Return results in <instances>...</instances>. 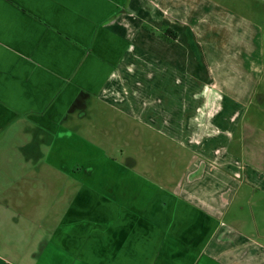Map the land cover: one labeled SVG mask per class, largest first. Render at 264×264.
<instances>
[{
	"label": "crops",
	"instance_id": "crops-1",
	"mask_svg": "<svg viewBox=\"0 0 264 264\" xmlns=\"http://www.w3.org/2000/svg\"><path fill=\"white\" fill-rule=\"evenodd\" d=\"M176 1L0 0V231L29 232L17 217L45 204L36 264H250L253 235L224 221L234 176L215 171L232 167L215 145L252 83ZM100 120L136 135L146 120L209 167L151 179L82 134L106 137Z\"/></svg>",
	"mask_w": 264,
	"mask_h": 264
},
{
	"label": "rangeland",
	"instance_id": "rangeland-1",
	"mask_svg": "<svg viewBox=\"0 0 264 264\" xmlns=\"http://www.w3.org/2000/svg\"><path fill=\"white\" fill-rule=\"evenodd\" d=\"M157 1L161 3L160 5L166 4V0ZM187 1L190 9H195L190 17H206L205 24L201 25L199 22V26L201 25L204 31H210V33L219 31L222 46L235 51V63L242 66L238 69V76H250L248 81L252 83L253 95L250 100L248 99L249 101L238 107L237 114L241 113V115L236 123L232 124L233 135L231 133L229 136L223 131L225 129L216 134L218 138H216L215 146L218 144L224 146L216 154V164L228 161L232 167H219L215 171L222 173L228 169L232 170L234 180L231 186H234V192L231 193L233 194L232 202L224 221L239 226L242 231L244 229L253 235L256 242L251 248L250 264H264V67L262 66L264 0ZM160 5L158 12H163ZM197 7L199 9L196 10ZM218 15L222 22L218 20L213 22L214 16ZM255 64L260 68L251 69ZM100 124L108 129L104 138L99 132L95 133L85 127L80 130L86 138H93V142L106 146L107 155L114 156L121 162H128L126 159L128 157L134 158V170L150 175L151 179L161 182L163 177H168L172 172L174 173L172 175L178 178L188 168L187 164L191 166L193 163H206L202 160V156L190 154L187 146L180 147L179 137L169 140L158 132L152 131L146 126L148 124L146 120L138 123L137 135L134 134L135 124L132 120L128 121L124 132L116 123L100 120ZM185 140L184 138V143ZM160 147L163 152H160ZM226 148L228 151L223 150ZM171 161L174 163L172 167H170ZM206 164L209 167L208 163ZM245 171H251L250 179L255 177L260 179H257L259 181L257 186L251 184L252 180H245L243 177ZM212 174L214 173L209 169L205 171L204 177ZM203 178L199 180L198 185H201L202 181L206 183ZM45 207L44 204L37 210L32 209L33 214L29 216L17 217L22 227L26 229L31 227L29 232H20L15 229L11 233L0 231V264H36L41 243L46 238V232L43 229L40 230V225L48 218L42 216ZM49 222L51 223L50 218ZM43 264H51L50 257Z\"/></svg>",
	"mask_w": 264,
	"mask_h": 264
}]
</instances>
